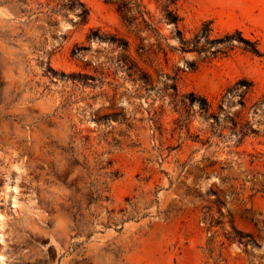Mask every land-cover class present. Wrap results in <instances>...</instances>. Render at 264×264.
<instances>
[{
    "label": "rangeland",
    "instance_id": "1",
    "mask_svg": "<svg viewBox=\"0 0 264 264\" xmlns=\"http://www.w3.org/2000/svg\"><path fill=\"white\" fill-rule=\"evenodd\" d=\"M71 5L0 0V264H264V0Z\"/></svg>",
    "mask_w": 264,
    "mask_h": 264
},
{
    "label": "trees",
    "instance_id": "2",
    "mask_svg": "<svg viewBox=\"0 0 264 264\" xmlns=\"http://www.w3.org/2000/svg\"><path fill=\"white\" fill-rule=\"evenodd\" d=\"M60 1H64V2H67V5H71V6H73V3H74V0H60ZM202 37H205V38H207V34H205V36H203V34L202 35H200V36H196V38H195V41H194V45H193V50L192 51H194V49H196V46H197V43H198V40H200V38H202ZM229 39H231L230 37H225L224 39H222V40H219L220 42H223V41H227V40H229ZM182 51L183 52H185V51H187L186 50V48H182ZM203 101V103H204V106H206V107H208V104H207V102L205 101V100H202Z\"/></svg>",
    "mask_w": 264,
    "mask_h": 264
},
{
    "label": "bare ground",
    "instance_id": "3",
    "mask_svg": "<svg viewBox=\"0 0 264 264\" xmlns=\"http://www.w3.org/2000/svg\"><path fill=\"white\" fill-rule=\"evenodd\" d=\"M1 223H2V220H1V222H0V225H1ZM2 240V236H1V234H0V241Z\"/></svg>",
    "mask_w": 264,
    "mask_h": 264
}]
</instances>
